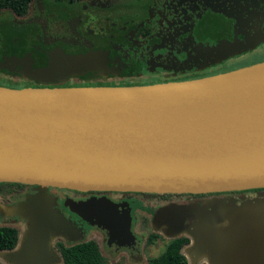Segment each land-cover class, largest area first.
<instances>
[{
    "label": "water",
    "instance_id": "water-1",
    "mask_svg": "<svg viewBox=\"0 0 264 264\" xmlns=\"http://www.w3.org/2000/svg\"><path fill=\"white\" fill-rule=\"evenodd\" d=\"M243 33L195 44L194 54L188 52L177 68L217 63L264 40V35ZM109 53H68L56 46L46 52L43 67H33L29 53L3 56L0 64L20 66L33 79L66 77L100 65ZM0 182L153 193L264 188V61L149 85H0ZM67 205L87 224L105 230L108 245H135L127 204L94 197ZM27 207L30 225L13 249L0 250L10 261L3 263L18 264L6 259L9 255L23 264H55L52 231L71 229L70 221L40 200ZM17 211L12 204L0 206L3 216ZM153 220L167 238H190L181 249L189 264L196 249L195 264H264V196L240 203L212 198L202 205L171 204L159 208ZM19 241L23 246L17 249Z\"/></svg>",
    "mask_w": 264,
    "mask_h": 264
},
{
    "label": "flooded vegetation",
    "instance_id": "flooded-vegetation-1",
    "mask_svg": "<svg viewBox=\"0 0 264 264\" xmlns=\"http://www.w3.org/2000/svg\"><path fill=\"white\" fill-rule=\"evenodd\" d=\"M82 1L84 0H68L72 6L70 10L63 9L64 12L67 13L65 15L68 19L70 18L77 21V30L85 27L86 31H90L95 37L98 38V41L103 42V44H100L99 46H87L85 44H80L69 47L67 42L59 40L49 43L46 42L45 36L42 34V27L38 22H28V19H24L23 22L26 23H21L18 25L19 23L15 24L4 21V23L0 22V62H2L3 56L15 55L18 57H24L27 53H29L32 60V66L37 68L47 65L49 58L46 52L56 46H61L68 53L85 52L89 49H106L109 50L110 53L101 64H104V69L108 74L103 76L98 75L97 78L99 79L95 81H101L100 79L111 77V74L113 76L117 75L116 73L128 71L126 75L117 76H128L124 77L123 82L126 83L125 85H130L131 78L132 80L134 79V74L142 75L143 79L135 81L134 84L136 85L143 84L139 82H144V78L149 76V74H160L161 76L158 80L160 82L162 80L167 81V78L162 77L168 73H173L176 71L184 72L186 69L196 70V68H198L196 66L186 68L184 70L178 69L177 67L181 61L187 58L188 52L191 51V54H194L192 46H195V44L199 42L203 44H214L223 37L227 39H232L234 36L242 38L245 35L243 32L257 33L260 39L261 35H264V26L254 30L253 32H248L246 30L236 32L233 29L234 22L230 17L225 16L217 11L210 9L208 10V8H205L200 13L198 24H195L191 21V23L188 22L179 28L177 32H167L164 38L155 37L153 39H147L145 41L138 42L131 37L130 29L128 27L131 25H137L143 21L147 17L146 10L137 6L125 7L123 5H119L118 3L110 2L109 0H103L100 4L96 3L95 6H86L84 4L79 6L78 4ZM30 7L26 15L19 17L26 18L30 12ZM51 9L53 13L59 11L58 7H52ZM208 12H210L211 15L206 16ZM220 16H222L224 19H221ZM225 19H227L226 21H231L230 27L228 26V23L224 24ZM90 26L93 28H90ZM223 26H227L229 29L221 37L211 38L206 36L207 38L200 39V29H206L208 34L220 29ZM146 33L148 34L149 32L146 31ZM190 35L194 39L191 42L192 44L186 41ZM261 42L252 49L255 47L258 48ZM210 65L212 64L207 66L210 67ZM144 70L146 73H141ZM194 75L195 74L183 75L184 77H181L177 80H184L185 77H193ZM13 77L19 79L26 76L22 74L20 66L0 64V80ZM26 78L30 80L33 79L30 77ZM31 81H33V84L36 83L34 80ZM255 193L256 192L235 191L218 193H153L114 190L94 191L51 186L41 187L35 184L16 182H0V206L10 205L18 201H25L26 204H29L32 199H34V201L40 200L46 204L47 208L48 204L51 203L57 213L59 212L62 216L70 218L74 222L87 224L75 211L70 209V207L67 205L68 200L78 202L94 197H106L115 203L127 204L130 208L131 230L135 236V245L132 247H118L113 244H107V247H109L112 252L122 251L131 256L137 254L139 251V238L133 231L134 209L140 210L143 217L150 220L153 218L154 213L163 206L171 204L183 206L191 202H196L202 205L212 198H226L227 200L232 199L235 200L236 203H240L243 199L254 197L256 195ZM93 227L99 229L103 233H106L105 230L97 226L93 225ZM154 234L159 237V235L156 233H151L149 236H154ZM21 242L22 241H19L18 246L21 244ZM105 261L106 260L104 257V262Z\"/></svg>",
    "mask_w": 264,
    "mask_h": 264
},
{
    "label": "rangeland",
    "instance_id": "rangeland-1",
    "mask_svg": "<svg viewBox=\"0 0 264 264\" xmlns=\"http://www.w3.org/2000/svg\"><path fill=\"white\" fill-rule=\"evenodd\" d=\"M103 0H84L78 5L95 6L96 3H101ZM110 2L118 3L119 5L137 6L147 11V17L137 25H131L130 29L131 37L135 41H145L147 39H153L155 37L164 38L167 32H177L186 23L195 24L199 22L200 13L203 9L217 11L225 16L230 17L234 22V31H248L254 30L264 26V0H109ZM75 5V4H74ZM72 4L68 0H33L30 12L26 18H20L9 9L0 10V22L11 23H26L24 19H28V22H38L42 27V34L45 36L46 42L64 41L67 42L69 47L72 45L85 44L87 46H99L103 42H99L90 31H86L85 27L77 30L76 20L68 19L64 10H70ZM52 7H58L59 11L53 13ZM68 16V15H67ZM26 21V20H25ZM90 28H93L90 26ZM146 31L149 33L147 34ZM264 42L262 41L259 47L254 49L241 51L231 55L229 59L222 60L217 63H213L209 66L200 65L196 70L186 69L183 71H176L168 73L162 78H167V81L160 79V74H149L146 76L143 84L136 85H149L150 83H162L168 81H179L177 79L184 77L183 75L195 74L193 77H208L211 75L221 74L223 69L227 66L242 65L252 58L260 57L264 55ZM208 67V68H207ZM230 69L235 70L239 67ZM193 70V71H191ZM128 72V71H127ZM126 71L116 73L117 75H126ZM158 72V71H157ZM183 72V73H181ZM141 73H146L142 71ZM108 73L104 69V64L93 65L86 70H78L69 76L64 77H43L35 78L36 83L26 77L17 79L5 78L0 80L1 85L8 87H74V86H134L135 81L143 79L142 75L134 74V79L131 78L130 85H125L123 82L124 77L110 75L101 81H95L98 75H107ZM198 75V76H196ZM200 75V76H199ZM15 76V75H13ZM18 76V75H16ZM105 77V76H104ZM187 78L194 79V78ZM161 78V79H162ZM183 80V79H181ZM150 82V83H146ZM16 206L18 211L15 215L8 217L0 216V225L13 226L18 229L19 239L24 233L27 232L28 225H30L31 211L28 209L25 201H18L12 203ZM48 208L52 214L60 215L55 210L51 203L48 204ZM62 216V215H61ZM66 220L70 221L71 229H64L63 227L56 226L53 229V240L50 243L51 256L55 258V264L61 262L60 254L56 248V241H62L66 245L80 242L87 239H94L98 242L100 251L105 257L104 264H144L150 257L160 254L171 238H167L160 230L155 229L153 218L148 220L143 217L140 210L134 209L133 211V231L139 238V251L137 254L128 255L126 252H112L107 247V236L99 229L93 227V225L74 222L70 218L62 216ZM197 218V217H196ZM194 218V220L196 219ZM238 220L241 218H237ZM188 221V220H187ZM185 223V222H184ZM218 226V225H217ZM215 226V227H217ZM184 227V226H183ZM162 228V227H161ZM151 233H156L159 237L149 236ZM178 236H182L178 235ZM176 236V237H178ZM33 237V236H32ZM34 238V237H33ZM190 239V238H189ZM23 243L19 244L17 249H20ZM199 249H196L191 255V263L195 264L198 261ZM0 252V262L4 261V258ZM6 259L16 260L18 264H23L20 257L5 256ZM51 258V257H49ZM53 259V258H52ZM3 260V261H2ZM51 260V259H48ZM189 264V263H188Z\"/></svg>",
    "mask_w": 264,
    "mask_h": 264
},
{
    "label": "trees",
    "instance_id": "trees-1",
    "mask_svg": "<svg viewBox=\"0 0 264 264\" xmlns=\"http://www.w3.org/2000/svg\"><path fill=\"white\" fill-rule=\"evenodd\" d=\"M31 2L32 0H0V10L9 9L14 14L18 16H23L28 13ZM208 15H211V13L208 12L206 16ZM220 17L221 19H224L222 16ZM226 20L227 19H225L224 24L228 23V26L230 27L231 21ZM228 29L229 28H227V26H223L220 29L210 32L208 34L206 29H200L199 36L200 39L207 38L206 36H209L211 38H217L224 35ZM263 61L264 55H261L260 57L252 58L251 60L247 61V63H244L242 65L227 66L223 69V71L227 72L230 69L236 68L235 66H240L239 68H242ZM187 78L192 77H185L184 80H187ZM235 192H256L255 196H264V188ZM18 235L19 232L17 228L13 226L0 225V250L13 249L17 244ZM151 237H156V235H151ZM189 241L190 239L186 236H178L173 239H170L167 242L165 249L157 256L150 257L147 260L146 264H188L187 258L181 252V249L183 246L188 244ZM56 248L61 257V262L59 264H104V257L99 250L97 242L93 239L83 240L80 242L72 243L70 245H66L62 241H58L56 242Z\"/></svg>",
    "mask_w": 264,
    "mask_h": 264
}]
</instances>
